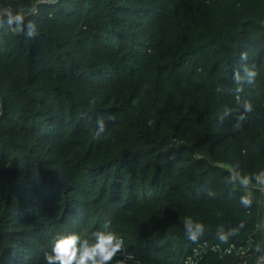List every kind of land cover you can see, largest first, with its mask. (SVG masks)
<instances>
[{
    "label": "trees",
    "instance_id": "obj_1",
    "mask_svg": "<svg viewBox=\"0 0 264 264\" xmlns=\"http://www.w3.org/2000/svg\"><path fill=\"white\" fill-rule=\"evenodd\" d=\"M0 7L35 9L38 28L0 27V264H46L59 235L105 221L129 264H179L203 240L247 252L199 264H264V0ZM245 66L258 74L237 93ZM237 95L253 105L239 129Z\"/></svg>",
    "mask_w": 264,
    "mask_h": 264
},
{
    "label": "clouds",
    "instance_id": "obj_2",
    "mask_svg": "<svg viewBox=\"0 0 264 264\" xmlns=\"http://www.w3.org/2000/svg\"><path fill=\"white\" fill-rule=\"evenodd\" d=\"M35 14V9L31 11H20L11 7H0V27L17 34L24 32L26 29L25 34L27 37L32 38L38 34V28L36 20L29 17ZM241 59H247V53H242ZM257 74L254 67L249 68L245 66L243 73L237 71L233 77L236 84L240 85V87L236 89L237 93L244 91L243 84L253 83ZM236 101L243 109L236 117L237 123L234 126L235 129H239L241 127V122L246 119V114L252 112L253 105L249 99H242L239 95H237ZM228 114L229 110L226 109L225 115ZM96 124L97 130L95 135L99 138L104 132L105 122L103 118H100L96 121ZM231 179H238L242 186H248L252 181V177L247 175L239 176L237 173H233ZM255 179L261 182V177L259 175H257ZM241 202L248 204L250 200L248 197H243ZM185 224L187 225L186 231L189 239L195 240L198 234H202V224L197 223L193 227L190 218L185 219ZM235 232L236 230H232L230 234L234 235ZM227 238L228 234H220V239L222 241H226ZM203 242L218 244L210 243L206 240L196 242L181 258L179 264H184L186 257L193 255V248ZM257 251H259V246H257ZM44 259L46 264H113L114 260L115 264H129L130 261L134 260V256L125 247L124 238L111 229L110 222L105 221L100 229L92 232L89 236H81L80 233L75 231L59 235L54 240L51 251L45 253ZM257 264H259V261H257Z\"/></svg>",
    "mask_w": 264,
    "mask_h": 264
},
{
    "label": "built area",
    "instance_id": "obj_3",
    "mask_svg": "<svg viewBox=\"0 0 264 264\" xmlns=\"http://www.w3.org/2000/svg\"><path fill=\"white\" fill-rule=\"evenodd\" d=\"M261 177V182H258L256 179L254 180L253 187L255 188H264V170L258 174ZM249 238L246 240V243H249ZM247 249V248H246ZM242 245H235L234 243H229L228 245L221 247L219 244H209L203 242L199 244L197 247L193 248L192 253L193 255H189L184 260V264H197L199 260H201L204 254L208 252H215L218 253L220 256L231 254L232 252L239 253L241 256H244L247 252Z\"/></svg>",
    "mask_w": 264,
    "mask_h": 264
}]
</instances>
